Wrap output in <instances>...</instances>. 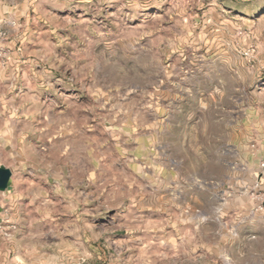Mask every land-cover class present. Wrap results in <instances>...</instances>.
Masks as SVG:
<instances>
[{"label": "rangeland", "instance_id": "obj_1", "mask_svg": "<svg viewBox=\"0 0 264 264\" xmlns=\"http://www.w3.org/2000/svg\"><path fill=\"white\" fill-rule=\"evenodd\" d=\"M264 0H0V264H264Z\"/></svg>", "mask_w": 264, "mask_h": 264}, {"label": "water", "instance_id": "obj_2", "mask_svg": "<svg viewBox=\"0 0 264 264\" xmlns=\"http://www.w3.org/2000/svg\"><path fill=\"white\" fill-rule=\"evenodd\" d=\"M10 178L11 171L8 168L0 166V192L7 189Z\"/></svg>", "mask_w": 264, "mask_h": 264}, {"label": "built area", "instance_id": "obj_3", "mask_svg": "<svg viewBox=\"0 0 264 264\" xmlns=\"http://www.w3.org/2000/svg\"><path fill=\"white\" fill-rule=\"evenodd\" d=\"M261 170L264 171V164L261 165Z\"/></svg>", "mask_w": 264, "mask_h": 264}]
</instances>
